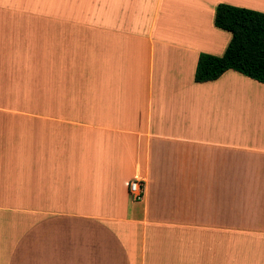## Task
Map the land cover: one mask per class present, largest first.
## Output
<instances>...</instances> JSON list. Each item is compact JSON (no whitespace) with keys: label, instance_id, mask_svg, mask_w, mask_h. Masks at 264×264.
Here are the masks:
<instances>
[{"label":"crops","instance_id":"0c3cea01","mask_svg":"<svg viewBox=\"0 0 264 264\" xmlns=\"http://www.w3.org/2000/svg\"><path fill=\"white\" fill-rule=\"evenodd\" d=\"M219 4L264 13L0 0V264H264V84L195 81Z\"/></svg>","mask_w":264,"mask_h":264},{"label":"trees","instance_id":"16d2710c","mask_svg":"<svg viewBox=\"0 0 264 264\" xmlns=\"http://www.w3.org/2000/svg\"><path fill=\"white\" fill-rule=\"evenodd\" d=\"M215 26L231 33V42L221 57L200 55L195 81H216L227 71L234 70L264 84V13L219 4Z\"/></svg>","mask_w":264,"mask_h":264},{"label":"built area","instance_id":"2783aa9c","mask_svg":"<svg viewBox=\"0 0 264 264\" xmlns=\"http://www.w3.org/2000/svg\"><path fill=\"white\" fill-rule=\"evenodd\" d=\"M129 194L134 201H142L145 194V185L140 180H133L129 185Z\"/></svg>","mask_w":264,"mask_h":264},{"label":"rangeland","instance_id":"374dc122","mask_svg":"<svg viewBox=\"0 0 264 264\" xmlns=\"http://www.w3.org/2000/svg\"><path fill=\"white\" fill-rule=\"evenodd\" d=\"M13 39H14V37H7V42L8 43H12V42L14 43ZM258 249H259V247H258ZM263 249H264V242H263Z\"/></svg>","mask_w":264,"mask_h":264}]
</instances>
